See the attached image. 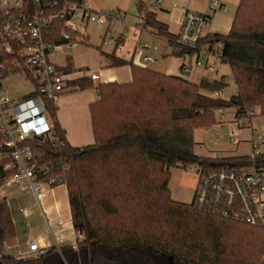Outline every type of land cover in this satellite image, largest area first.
<instances>
[{
    "label": "trees",
    "instance_id": "1",
    "mask_svg": "<svg viewBox=\"0 0 264 264\" xmlns=\"http://www.w3.org/2000/svg\"><path fill=\"white\" fill-rule=\"evenodd\" d=\"M67 0H58L59 6ZM148 26L168 39L173 54L177 38L164 23L146 14ZM62 20L54 26L58 32ZM58 40V36L54 37ZM223 43L235 94L213 96L222 80L198 83L166 75L104 54L109 66L129 64L132 80L100 83L89 105L94 142L70 146L55 125L62 148L33 141L39 167L63 176L73 228L83 234L77 248H48L46 254L19 257L5 253L1 264H264V227L252 226L198 210L169 196V170L198 164L204 171L245 165L249 156L216 159L194 153L193 130L215 123V110L258 106L264 116V0H239L227 34H209L203 43ZM103 54V53H102ZM79 88L92 86L82 79ZM51 108V107H50ZM9 149L0 140V179L13 170ZM67 163L69 169L63 171ZM264 166V152L258 157ZM15 237L11 212L0 201V240Z\"/></svg>",
    "mask_w": 264,
    "mask_h": 264
},
{
    "label": "built area",
    "instance_id": "2",
    "mask_svg": "<svg viewBox=\"0 0 264 264\" xmlns=\"http://www.w3.org/2000/svg\"><path fill=\"white\" fill-rule=\"evenodd\" d=\"M142 2L145 15L155 16L163 10L162 0ZM217 11L227 12L228 7L221 0H207L204 11L184 9L176 42L180 49L185 50L183 53L193 57L196 67H214L205 61L206 55L226 60L223 57L222 42H202L204 29ZM57 20H62V24L55 34ZM115 23L124 24L120 38L125 39L130 30L124 22V12L118 8L96 10L86 0H67L60 6L58 0H0V140L9 149L7 154L11 158L6 168L13 170L9 176L0 179V189L15 186L25 179L29 189L39 199L45 184H65L60 174L40 178V173L46 174L49 168L39 167L33 152L35 139L47 140L59 150L65 143L55 128L50 107L56 105L68 88L73 72L63 70L55 63L53 56L87 42L90 25L106 29L100 38L99 50L104 54L120 56L126 52L125 48L118 43V37L107 34V26ZM129 28L147 29L145 16L138 18L135 25ZM55 35L58 40L54 38ZM133 56L138 60L136 64L145 67L147 63L156 61L152 55H143L139 50L134 51ZM189 70V67H183L184 72ZM15 74H21L32 84V93L23 99L11 97L1 85L2 79ZM89 76L96 79L93 74ZM221 80L226 82L228 79L222 77ZM212 94L224 97L222 91H214ZM216 111L215 123L228 124V136L232 144L240 141L236 131H249V161L245 165L209 171H204L198 164L187 165L188 171L197 174L193 203L200 211L264 227V166L257 163L258 157L264 152V130L253 125L252 119L256 116L253 109L240 110L231 106L220 107ZM228 114L231 115L230 119L227 118ZM199 150L202 151V147ZM62 168L66 171L69 165L65 163ZM20 211L27 215V210L21 208ZM74 235L72 246L77 248L83 234L75 230ZM8 247L0 240V258ZM48 248L41 244L38 237H28L26 249H16L14 255H43Z\"/></svg>",
    "mask_w": 264,
    "mask_h": 264
},
{
    "label": "crops",
    "instance_id": "3",
    "mask_svg": "<svg viewBox=\"0 0 264 264\" xmlns=\"http://www.w3.org/2000/svg\"><path fill=\"white\" fill-rule=\"evenodd\" d=\"M221 1L228 7L229 11L228 5H233L232 0ZM206 2L207 0H203L201 4L193 3L191 6L177 7L173 5L174 8H172L169 5L168 0H162L163 10L154 17L158 21L164 23L167 27V31L177 38L180 31L184 9L186 8L201 12L205 10ZM92 8L99 10L93 6ZM137 8L140 12L137 19L141 16H145V6L142 0H137ZM118 9L124 12V22L129 25L125 19L126 11L121 8ZM228 11H217L213 14L209 24L204 29V36L209 34H227L229 32L235 11L232 15H228ZM137 19L133 22V24L130 25H135ZM122 25L124 26V24ZM171 25L175 26L174 31L170 30ZM113 26V24L107 26V34L113 33ZM105 32L106 29L102 28L98 35L99 41ZM120 32L118 35L113 36L118 37V43L123 45L125 48L126 52L122 53L120 57L127 61L138 63V60L133 56V53L134 51L139 50L141 54H149L155 58L156 61L152 63L150 62L151 64H159V67L154 68L152 66L149 67L150 63H147L146 67L166 75L181 76L194 83H198L202 78H207L209 80H221L222 77H226L228 79L227 75L225 74L218 75V67L222 60L206 55L204 57L205 61L209 64H212L214 67L212 69L196 67L194 66L193 57L191 55L186 53H181L179 55L173 54V48L170 46L168 39L164 36H161L155 27L148 26L147 29L140 28L134 29L132 31L131 37L134 39H139L142 33L148 32L154 36L153 38L149 37L146 42L144 41L141 44V49H137L136 45L133 47H128L126 44L128 43L129 35L125 39H122L120 38ZM161 37L165 38L167 46L160 50L157 43H155V39H159ZM89 38L90 36L88 37V40ZM153 46L156 48L153 49ZM66 58L68 59L69 57L67 56ZM58 65L61 66V68L65 71L73 72L71 75L73 79L68 82V88L63 92L58 102L54 106L55 114L52 117L53 123L64 132V137L70 146L83 147L90 145L94 142V136L91 125L89 105L98 98L96 86L100 83L130 82L132 80L131 67L129 64L109 66L107 65L106 60L104 66L99 68L96 73L88 69L83 71H73L71 63L67 62ZM183 67H189L190 70L184 72ZM89 74L95 75L96 79H92ZM82 79L90 81L92 86L82 89L79 88L75 82ZM227 81L225 82L226 86L228 84ZM226 86L221 91L225 98H229L233 94L230 96L227 95L225 92ZM221 125L228 126L227 123ZM244 141L249 144L248 138ZM249 152L250 149L245 153L233 152L231 154L229 153L225 155L248 156ZM0 201H5L8 205L15 230V237L13 241H4L9 246L5 251L6 253L14 254L16 249H26V240L28 237H32V222L34 223V228L35 225H39L40 232L34 237H38L41 240L42 245H46L48 247L55 246L59 248L74 244L75 229L73 228L72 224L68 190L65 184H56L54 186H48L45 184L38 199L29 189L28 182L25 179H22L20 183L15 186L1 188ZM15 204L16 210L20 213L21 220L28 231L27 237L24 238L22 242H20L21 237L17 232L18 215L13 211ZM21 208L27 210L26 216L20 211Z\"/></svg>",
    "mask_w": 264,
    "mask_h": 264
},
{
    "label": "rangeland",
    "instance_id": "4",
    "mask_svg": "<svg viewBox=\"0 0 264 264\" xmlns=\"http://www.w3.org/2000/svg\"><path fill=\"white\" fill-rule=\"evenodd\" d=\"M89 5L95 7L99 10L105 9H117L121 8L126 11V22L133 24V22L137 19L138 15L140 14L137 8V0H86ZM239 0H232L233 5L229 6L228 15H232L236 9V5ZM203 0H168L169 5L174 6H191L194 4H201ZM163 18V17H162ZM164 19V18H163ZM113 33L112 35H118L120 31L123 30L124 26L120 23L113 24ZM127 28L130 30L128 36V43L126 44L128 47L137 46V49H141V44L150 37L153 38L149 32L142 33L139 39L132 38L131 34L133 29ZM112 28V27H111ZM102 28H99L96 25H90V38L88 42L80 43L77 47L72 49L66 50L63 53H59L53 56V60L57 64H64V63H71L72 70H91L97 73L98 69L104 66L106 62V57L102 52L99 50L97 45H99V32ZM170 30L174 31L175 26L171 25ZM139 40V41H138ZM159 47V49H163L167 46V42L165 38L161 37L159 39H155ZM139 46V47H138ZM69 57L68 59L66 57ZM159 67V64H149V67ZM225 74L228 77V84L226 86L225 92L228 96L231 94L236 93V86L234 84V80L231 74V70L229 64L226 60H222L219 67H218V75ZM2 87L8 92V94L16 99H23L32 93L30 90L32 89V84L29 82L24 76L21 74H15L12 77H8L2 79L1 81ZM234 108H238L233 106ZM253 109L256 111V116L253 117L252 123L253 125L262 128L264 130V116L260 114V108L258 106L247 108ZM55 114L54 106L50 108V116L53 117ZM215 122L217 119V111L215 110ZM228 119L231 118V115L228 114ZM249 131L246 129L236 131V137L240 141L237 144H232L230 142L228 136V126L226 125H217L214 123L210 127L203 128L197 127L193 130V138H194V153L200 156L205 157H228L233 152L236 153H245L249 151V144L244 141L249 138ZM199 147H202V151L199 150ZM264 150V144L262 146ZM197 182V174L195 171H188L187 167L175 166L170 168L169 170V177H168V189H169V196L172 200L189 204L193 201L194 189ZM14 213L18 215V222H17V232L18 235L21 237L20 242L23 241L24 238L27 237V229L25 228L20 213L16 210V204L13 209ZM32 222V221H31ZM40 232L39 225H35L32 222V231L31 235L34 237L37 233ZM21 245V244H20ZM29 256H34L31 254Z\"/></svg>",
    "mask_w": 264,
    "mask_h": 264
},
{
    "label": "water",
    "instance_id": "5",
    "mask_svg": "<svg viewBox=\"0 0 264 264\" xmlns=\"http://www.w3.org/2000/svg\"><path fill=\"white\" fill-rule=\"evenodd\" d=\"M0 264H1V260H0Z\"/></svg>",
    "mask_w": 264,
    "mask_h": 264
}]
</instances>
